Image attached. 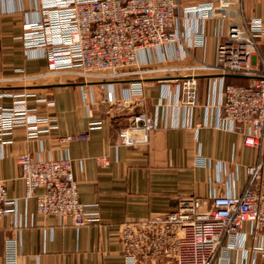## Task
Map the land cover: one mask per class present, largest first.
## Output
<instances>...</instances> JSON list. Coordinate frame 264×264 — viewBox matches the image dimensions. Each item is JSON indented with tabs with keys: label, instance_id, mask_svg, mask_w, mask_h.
Returning <instances> with one entry per match:
<instances>
[{
	"label": "crops",
	"instance_id": "0c3cea01",
	"mask_svg": "<svg viewBox=\"0 0 264 264\" xmlns=\"http://www.w3.org/2000/svg\"><path fill=\"white\" fill-rule=\"evenodd\" d=\"M179 1L189 7L210 0ZM235 2L231 9L223 7L224 12L207 19L180 11L181 60H176L174 47L168 44L150 57L149 67L213 64L216 46L231 24L257 17L264 25V0ZM36 5L35 0H0V108L10 107L14 96L28 93L27 106L39 116L55 119L57 128L28 138L24 128L17 127L0 139V180L6 182L8 198L16 201L14 214L0 220V264H10L5 258L7 242L14 249L13 264H124L118 240L121 223L171 212L180 198H207L220 191L239 194L247 186L246 167L255 163L256 152L244 147L241 135L221 118L222 85L245 84L246 79L227 76L221 82L216 74L198 73L193 107L179 102L177 82L167 74L131 78L141 80L144 90L142 97L128 100L121 82L83 84L68 78L33 84L28 77L47 71L41 51H27L22 44L23 25L40 17ZM139 58L141 64L149 59L147 54ZM261 60L264 35L252 57L255 67ZM19 77L27 81L15 84ZM108 90L115 95L112 106L101 103ZM40 98L52 106L37 102ZM139 113L156 124L147 143L115 146L117 131L127 123L124 118ZM94 122L99 125L90 130L87 140L59 143L66 134L89 130ZM65 153L78 183L79 202L95 205L99 214L98 222L81 228L69 218L39 215L34 198H24L19 178V156L56 159ZM236 243H243L244 251H233V262L264 264V232L253 241L246 226ZM257 245L261 251L254 249Z\"/></svg>",
	"mask_w": 264,
	"mask_h": 264
},
{
	"label": "built area",
	"instance_id": "2783aa9c",
	"mask_svg": "<svg viewBox=\"0 0 264 264\" xmlns=\"http://www.w3.org/2000/svg\"><path fill=\"white\" fill-rule=\"evenodd\" d=\"M35 1L40 17L23 25L22 44L27 51H41L46 76H68L83 84L121 82L127 87L124 100H128L143 96V75H173L179 102L189 107L196 106L198 73L216 74L221 82L227 76L247 80L222 85L221 90L222 120L241 135L244 147L256 152L255 163L246 167L247 186L239 194L220 191L207 198H180L171 212L125 221L118 228L124 264H240L232 261L233 251H244L243 243L237 245V237L246 226L253 241L264 232V60L260 67L252 62L264 35L263 20L251 17L242 24H231L216 46L213 64L152 69L148 68L150 57L168 44L174 47L176 60L182 58L177 33L180 11L207 19L237 2L210 0L184 7L179 0ZM140 54L149 59L141 64ZM141 65L143 69L132 68ZM137 77L141 80L130 81ZM26 96L29 94H18L10 107L0 108V139L12 135L17 127H23L28 138L48 135L57 128L55 119L39 116L27 106ZM36 101L52 106L45 99ZM101 103H115L112 90L106 91ZM124 119L127 123L117 131L115 146L145 144L156 129L153 118L145 113ZM98 125L90 123L85 132L66 134L59 143L85 141ZM17 164L24 198H34L39 215L69 218L75 228L98 222L96 206L78 200V183L66 153L56 159L23 154ZM15 205L7 196L6 182L0 180V220L13 215ZM7 243L5 258L13 264L14 249ZM254 249L262 250L260 245Z\"/></svg>",
	"mask_w": 264,
	"mask_h": 264
},
{
	"label": "rangeland",
	"instance_id": "374dc122",
	"mask_svg": "<svg viewBox=\"0 0 264 264\" xmlns=\"http://www.w3.org/2000/svg\"><path fill=\"white\" fill-rule=\"evenodd\" d=\"M133 68V70H138V68L139 69H143L144 67H142V66H135V67H132ZM148 68H150V67H148ZM46 72L47 71H45V72H43V73H41V74H38V75H36V76H34V77H32V78H29L28 77V79H30V80H28V81H30V82H33V84H42V83H50V82H54V81H59V80H61V81H66V80H68V78H72V77H68V76H46V75H44V74H46ZM22 77H19L18 78V81L15 83V84H18V85H21V84H23L24 82H25V80H26V78H24V79H21ZM75 79V78H74ZM27 81V80H26ZM12 84V83H11ZM23 94V93H22ZM84 92H83V95H82V97H85L84 96ZM90 106V104L89 103H87L86 105H85V108H86V110L88 109V107Z\"/></svg>",
	"mask_w": 264,
	"mask_h": 264
},
{
	"label": "trees",
	"instance_id": "16d2710c",
	"mask_svg": "<svg viewBox=\"0 0 264 264\" xmlns=\"http://www.w3.org/2000/svg\"><path fill=\"white\" fill-rule=\"evenodd\" d=\"M229 77V76H228ZM230 77H234V76H230ZM236 78H240V77H236ZM242 79V78H241ZM237 85V84H236Z\"/></svg>",
	"mask_w": 264,
	"mask_h": 264
},
{
	"label": "water",
	"instance_id": "95a60500",
	"mask_svg": "<svg viewBox=\"0 0 264 264\" xmlns=\"http://www.w3.org/2000/svg\"><path fill=\"white\" fill-rule=\"evenodd\" d=\"M59 81H61V80H59Z\"/></svg>",
	"mask_w": 264,
	"mask_h": 264
}]
</instances>
